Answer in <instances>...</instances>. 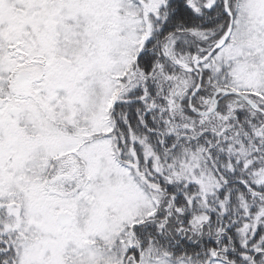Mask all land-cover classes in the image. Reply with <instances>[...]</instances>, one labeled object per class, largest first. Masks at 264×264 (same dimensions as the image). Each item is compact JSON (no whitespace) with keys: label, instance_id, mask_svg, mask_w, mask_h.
Returning <instances> with one entry per match:
<instances>
[{"label":"snow or ice","instance_id":"6c2138e0","mask_svg":"<svg viewBox=\"0 0 264 264\" xmlns=\"http://www.w3.org/2000/svg\"><path fill=\"white\" fill-rule=\"evenodd\" d=\"M0 264H264V0H0Z\"/></svg>","mask_w":264,"mask_h":264}]
</instances>
